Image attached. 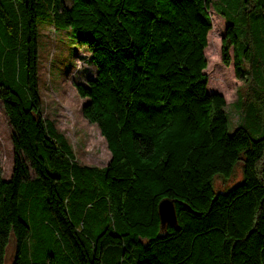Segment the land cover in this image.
<instances>
[{
    "label": "trees",
    "instance_id": "obj_1",
    "mask_svg": "<svg viewBox=\"0 0 264 264\" xmlns=\"http://www.w3.org/2000/svg\"><path fill=\"white\" fill-rule=\"evenodd\" d=\"M40 1L42 19L68 27L95 65L74 88L86 97L81 114L95 123L109 156L100 165L75 161L63 132L40 114L39 3L7 0L0 104L11 127L12 160L9 176H0V264L9 233L8 264H264V129L250 135L236 124L228 131L224 96L207 89L203 70L216 20L210 4L223 14L220 7L212 0ZM224 21L219 60L228 63L231 44L241 77L234 25ZM238 158L240 178L214 189L213 174L228 175ZM79 181L102 185L77 191ZM20 185L27 196L39 194L51 219L40 215L38 240L53 244L38 257L28 247L29 206L18 214ZM162 196L172 199L174 222L159 220ZM96 199L99 207L92 206ZM87 213L96 220L94 233Z\"/></svg>",
    "mask_w": 264,
    "mask_h": 264
},
{
    "label": "rangeland",
    "instance_id": "obj_2",
    "mask_svg": "<svg viewBox=\"0 0 264 264\" xmlns=\"http://www.w3.org/2000/svg\"><path fill=\"white\" fill-rule=\"evenodd\" d=\"M15 1V0H14ZM17 1V0H16ZM68 3L69 0H63ZM38 0L36 21V92L39 96L40 114L54 122L56 128L63 132L73 159L79 163L102 164L108 156L103 136L99 133L93 121L87 120L80 111V104L85 96L77 94L74 82H83L86 76L93 75L95 65L88 57V51L75 42V38L68 27H53L43 17L46 16L45 3ZM214 6L220 7L223 14L215 11L210 4V14L216 18L206 36L205 59L207 66L203 70L207 75V89L220 91L225 99L223 105L226 116V128L230 131L234 125H243L250 135L260 134L264 129V6L259 8L258 0H212ZM8 7L7 0H0V36L7 31L5 24L8 14L3 10ZM19 8V6L17 5ZM13 19L14 15L12 14ZM225 17L232 22L235 31L236 52L239 57L241 77L236 76L232 63V45L228 46L229 61L223 64L219 60L220 37L223 33ZM10 19L8 30L13 31V20ZM1 21L4 24H1ZM21 50V49H20ZM21 67V58L19 59ZM235 96L236 99H235ZM11 127L6 119L0 104V176L7 178L10 174L12 147L9 133ZM69 153V152H68ZM240 159L232 166L228 175L221 172L213 174L212 186L222 190L240 178ZM29 174L32 170L29 168ZM101 182H96V187L86 186L81 181L76 184L79 188L88 191V187H101ZM72 194V193H71ZM69 195V197L71 196ZM84 195V194H83ZM78 195H75L77 197ZM68 197V201H69ZM101 199L92 201L93 207H99ZM29 206V213L24 216L31 229L33 241L29 249H34L38 257L46 243L38 240L43 235L38 229L40 215L48 220L46 206L38 195L27 196L25 188L19 186L17 197L18 214L23 216V208ZM76 202H73V208ZM92 206H88L89 210ZM25 207V208H26ZM77 223V222H76ZM85 225L90 233L98 230L96 220H92L90 213L85 215ZM11 234V233H10ZM43 241V242H42ZM51 248V246H48ZM14 250V238H10L4 245L2 264H8ZM60 264L67 261L60 259Z\"/></svg>",
    "mask_w": 264,
    "mask_h": 264
},
{
    "label": "water",
    "instance_id": "obj_3",
    "mask_svg": "<svg viewBox=\"0 0 264 264\" xmlns=\"http://www.w3.org/2000/svg\"><path fill=\"white\" fill-rule=\"evenodd\" d=\"M156 210L161 222L169 221L174 222L175 215L173 209L172 199L168 196L160 197L156 202ZM11 234H8V238H10Z\"/></svg>",
    "mask_w": 264,
    "mask_h": 264
}]
</instances>
